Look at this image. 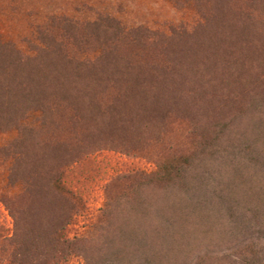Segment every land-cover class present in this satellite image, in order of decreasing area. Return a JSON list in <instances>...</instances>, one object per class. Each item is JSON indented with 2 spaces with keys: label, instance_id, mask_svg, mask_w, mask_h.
Returning <instances> with one entry per match:
<instances>
[{
  "label": "trees",
  "instance_id": "trees-1",
  "mask_svg": "<svg viewBox=\"0 0 264 264\" xmlns=\"http://www.w3.org/2000/svg\"><path fill=\"white\" fill-rule=\"evenodd\" d=\"M174 1L193 25L53 14L29 53L0 43V131L19 132L0 158L21 187L2 263L264 264V0ZM103 150L157 170L117 177L71 239L84 203L66 174Z\"/></svg>",
  "mask_w": 264,
  "mask_h": 264
},
{
  "label": "rangeland",
  "instance_id": "rangeland-1",
  "mask_svg": "<svg viewBox=\"0 0 264 264\" xmlns=\"http://www.w3.org/2000/svg\"><path fill=\"white\" fill-rule=\"evenodd\" d=\"M99 12L115 16L127 28L143 25L161 31L182 23L191 26L197 19L192 4L178 8L174 0H0V43L14 44L29 53L36 43V27L44 24L48 16L67 15L88 20ZM40 116L39 112L33 113L26 123L35 125ZM182 135L181 131L174 134L177 141L183 140ZM18 136L17 130L0 131V149ZM153 154L129 156L120 151L103 150L73 166L66 174L65 185L83 199L84 209L68 226L67 237L85 235L98 222L107 201V190L114 186L117 177L134 171L155 172L157 162ZM10 167L11 162L0 158V257L3 241L14 232V221L3 200L21 191L20 186L13 188L9 184ZM0 264L6 263L0 261ZM65 264L86 263L72 257Z\"/></svg>",
  "mask_w": 264,
  "mask_h": 264
}]
</instances>
